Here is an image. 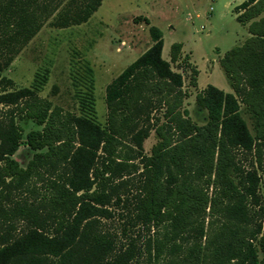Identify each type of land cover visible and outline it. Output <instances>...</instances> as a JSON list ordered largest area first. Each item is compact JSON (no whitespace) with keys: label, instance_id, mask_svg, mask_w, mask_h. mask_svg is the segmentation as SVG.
<instances>
[{"label":"trees","instance_id":"trees-1","mask_svg":"<svg viewBox=\"0 0 264 264\" xmlns=\"http://www.w3.org/2000/svg\"><path fill=\"white\" fill-rule=\"evenodd\" d=\"M101 1L0 0V264H139L133 245L115 251L100 227L113 202L128 203L119 191L131 181L128 205L150 233L145 264H264V0L233 10L248 36L219 59L232 94L211 85L195 94L203 125L183 108L188 92L172 68L182 61L196 87L182 45L164 60L160 31L134 18L151 45L106 86L99 126L1 73L48 20L84 24ZM24 118L40 129L23 140ZM20 146L33 152L24 167L13 158ZM239 154L256 170L245 172Z\"/></svg>","mask_w":264,"mask_h":264},{"label":"rangeland","instance_id":"rangeland-1","mask_svg":"<svg viewBox=\"0 0 264 264\" xmlns=\"http://www.w3.org/2000/svg\"><path fill=\"white\" fill-rule=\"evenodd\" d=\"M243 1L102 0L84 24L57 29L48 20L1 74L12 80L15 89H32L54 106L103 126L106 86L151 45L148 27L154 26L162 35V58L168 60L170 46L180 43V60L186 57L198 72L196 87L191 88L189 71L182 61L172 65L182 75L183 88L188 92L183 108L193 122L203 125L206 112L195 103V94L208 85L232 94L219 59L248 36L246 26L236 21L233 11ZM137 16L146 17L150 25L134 23ZM4 112L5 108L0 107V118ZM240 114L251 131V120L243 107ZM17 122L22 128L23 140L28 132L40 129L26 118ZM155 142L151 131L143 142L145 155H149ZM32 154L28 147L20 146L13 158L24 167ZM237 158L245 172L256 170L248 155L239 154ZM132 183L119 191L128 198V203L113 202L108 207L111 218L101 219L100 227L112 237L115 251L121 252L133 245L135 260L145 264L144 244L150 233L136 223L132 207L128 205L134 191ZM258 193L261 194V189ZM21 227L17 224L18 230Z\"/></svg>","mask_w":264,"mask_h":264}]
</instances>
